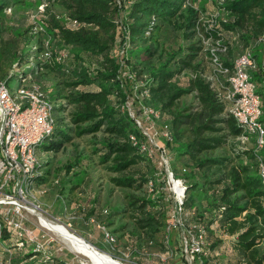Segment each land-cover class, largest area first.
I'll return each mask as SVG.
<instances>
[{
  "label": "trees",
  "instance_id": "obj_1",
  "mask_svg": "<svg viewBox=\"0 0 264 264\" xmlns=\"http://www.w3.org/2000/svg\"><path fill=\"white\" fill-rule=\"evenodd\" d=\"M59 1L69 13L71 20L79 25L77 29L66 28L54 15L50 16L49 24L55 31L53 35L72 51L68 53L65 62L42 60L46 39L38 40L35 44L36 49H31L30 57L25 61V48L20 54L18 39L6 37L9 29L3 17L9 9L20 6L23 0H0V82L8 83L15 75H20V72H14L15 66L24 70L25 66L29 67L30 72L27 74L32 75L36 82L40 79L37 73L44 68H53L65 77L62 84L69 90V93L63 96L67 104H63L61 108H57L49 96L54 105L55 127L46 140L48 144L44 146L45 149L41 150L40 147L46 141L39 147V158L41 152H59L63 149L64 143L71 140L70 133L82 137L104 131L110 138L104 143L107 150L101 155L100 161L110 162L111 166L108 169L120 174L112 178L116 186L133 190V193L127 194V206L118 207L112 212V220L105 210L103 213L107 214V217L101 225L107 224L106 226L109 227L116 219L120 223L114 227V232L124 230L127 224L121 222L118 214L131 212L130 217L136 222L131 235L132 238L137 239V250L142 249L141 242L144 239L162 245L166 220L165 213L157 210L161 203L157 200L161 198L156 189L157 168L150 165L148 156L141 152L138 145H133L130 139L131 135H136L139 140L143 139L134 120L127 111L121 113L114 104L115 96L120 97L123 103L127 96L119 75L121 65L110 54V50L102 45L101 36L104 34L113 44H119L123 49L131 45L126 49L127 60L132 55L138 57L144 53L150 58L158 53V64L151 62L147 67L149 80L145 91L152 98L151 102L155 110L160 111L161 114L163 112L170 114L166 125L171 132L172 140L166 141V145L169 150L171 147L173 150L176 148V159L183 163V167L177 170L172 160L171 171L175 177L185 180L184 209L192 214L191 221L202 222L206 229L208 228L206 218L210 216L212 223L214 221L220 223V228L226 235L236 236L235 239H227L228 243L224 242L231 248L227 253L228 260L235 257L238 264H247L251 257L255 264H263L264 253L260 254L258 246L264 239V185L259 175L256 154L251 150L248 153L249 162L246 164L236 163L235 158L227 154L214 155L217 150L228 147L232 138L240 136L241 129L237 126L236 120L227 115L224 102L211 88L210 82L203 77L204 60L199 58L203 48L200 40L191 43L186 51L177 50L165 56L166 50L157 39L156 32L163 23H179L177 27L185 30L186 38H191L200 25L198 10L191 6L188 0H123L122 4L117 0ZM220 7L227 11L231 20L221 22L224 30L241 29L249 21L251 30L243 34L242 38L246 43L251 39L257 42L264 31V0H224ZM121 12H124V19L117 22L116 19ZM118 29L122 31L117 37ZM28 31L27 28L25 37ZM208 33L221 40L219 30L213 29ZM49 34L52 35L51 32ZM29 40L27 39L28 42ZM218 45L226 46L225 55L210 50L203 52L211 61L216 56L221 67L231 74L238 55H235L229 43L222 44L219 41ZM73 57L78 63L71 67L68 62ZM254 57L256 58L255 55ZM258 66L259 73L252 72L251 77L257 78L264 87V63ZM184 71H191L192 74L188 72L186 85L182 86L176 80ZM137 72L142 74L144 70ZM90 85L97 86L98 90H76L79 86ZM42 88L46 92L43 86ZM191 93L194 94L197 105L178 110L177 102ZM58 95H62L61 90L58 91ZM69 105L73 107L70 125L65 124L63 117H55L57 110L63 113ZM262 111L264 123V99H262ZM258 155L264 161V149ZM144 161H147L151 169L142 172L140 178L124 175L131 169L140 173L141 168L136 167ZM41 166H43L42 161ZM72 167L67 165V172ZM47 179L43 174L38 178V183ZM150 182H153L155 187L152 194H135V191H141L143 186ZM244 213L243 220H239ZM98 223L100 225L101 222ZM19 240L22 239L6 229H3L0 235V245L3 247L10 243H18ZM206 240L208 242V236ZM208 244L207 249L217 251L213 249L218 247V242L213 244L208 242ZM19 254L11 259L12 263H19L23 261L22 258H32L35 255L26 253L19 260ZM28 264H36V260L32 259Z\"/></svg>",
  "mask_w": 264,
  "mask_h": 264
},
{
  "label": "rangeland",
  "instance_id": "obj_2",
  "mask_svg": "<svg viewBox=\"0 0 264 264\" xmlns=\"http://www.w3.org/2000/svg\"><path fill=\"white\" fill-rule=\"evenodd\" d=\"M118 1L121 4L124 2L123 0ZM188 1L191 6L198 10L200 25L191 38H186L184 33L185 30L177 27L179 23H163L156 32V35L160 44L163 45L166 50L165 56L177 50L186 51L191 43L200 40V44L203 48L199 58L204 60V76L209 77L214 74L215 69L211 59H209L203 51L209 49L216 50L219 48L218 42L220 41L222 44L229 43V46L235 51L236 56L246 50H251L256 56L258 64L262 65L264 63V45L256 44L255 39H251L249 43H246L242 38L243 34L251 30V23L249 21L246 22L245 27L235 31H226L223 29L221 22L231 21L227 11L220 7V4H222L224 0ZM51 15H54L64 27L72 28L73 24L69 13L59 0H23L20 6L9 9L3 14L5 24L9 29V33H7L6 37L18 39L20 44L19 53L21 54V51L25 48V61L30 57L31 49L35 48V44L38 40L42 39H50L53 43L51 47L57 52L66 51L70 54L71 50L65 47L57 36L53 35L55 31L49 24ZM123 19L124 12H121L116 20L120 22ZM27 28L29 31L25 37ZM213 29L219 30L221 40L209 35L208 32ZM121 31V29H118L116 34L117 37L121 35ZM50 32L52 35L49 34ZM27 39H30L29 42ZM101 42L102 45L110 50V54L117 60V63L121 65L119 75L122 79V85L127 99L123 103L120 97L115 96V106L120 109L121 113L127 111L132 119L135 118V120H140L142 122L144 131L142 134L145 135V133H147L146 135H150L156 144L163 142L160 131L168 122L170 114L168 112H163L160 119H148L144 114L146 108L154 107L151 102L152 98L146 96L145 86L149 80L147 67L151 62L158 64V53L150 58L144 53L140 54L138 57L132 55L128 58L129 60H127L128 54L126 49L131 47V45L123 49L119 44H113L104 34L101 36ZM224 48H226V46L222 47V49ZM223 54H226V50ZM56 55L57 53H55V57ZM55 57L53 58L54 62L57 61ZM77 63L78 61L74 57L68 62L71 67H74ZM25 65L26 62L24 66ZM142 69L144 73L139 74L137 71ZM29 72V68L25 66V73ZM188 72L189 71H184L178 75L176 81L179 85H186ZM189 73L192 74L191 71ZM37 74L40 77L37 81L46 89V92L51 97L55 106L61 108L63 104L66 105L67 101L63 99V96L67 95L69 90L62 84L65 77L53 68H44ZM252 81L257 85V93L264 99V87L260 86L257 78L252 79ZM8 87L13 91L19 88L18 75H15L8 82ZM59 90L62 91V95H58ZM76 90L97 91L98 88L97 86L90 85L79 86ZM196 105L197 100L194 94L191 93L183 96L177 102L176 108L178 110H184L185 108ZM72 111L73 107L69 105L63 113L57 110L55 112V117H63L65 124L70 125ZM70 135L71 140L64 143L63 149L59 152L44 151L40 153V158L43 162L41 169L46 178H48L47 181L36 184L37 191L35 193L38 195L37 200L42 211H37L35 213L24 212L25 222L23 227L26 229L27 233L23 238L21 237L23 242L19 240L18 243H10L9 245H5V247L0 245V264H28L32 259L36 260V264H92L88 258L74 251L60 235L42 227L39 221L41 217L49 222L55 223L54 225L59 224L66 227L72 234L83 238L100 252L123 264H178L180 261L182 264H187L183 251L184 232L179 228H174L169 234V243L166 242L163 233L162 245L153 244L150 240L147 239V242L144 239L141 242L142 249L138 251L136 248L137 239L132 238L133 236L131 235V231L136 227L135 220L130 217L131 212H127L123 215L118 214L119 218L122 220L121 222L127 224L124 230H120L117 233L114 232V227H117L120 223V221L117 222L116 219H114L112 225H108L109 227L105 224L106 231L112 235L114 234L117 240L115 245L111 246L109 244L105 236V231L99 227L100 225L98 222L102 224L105 220L104 218L107 217V214L103 213L105 210L110 214L109 216L111 219L112 212L118 207L127 206V194L133 193V190L116 186L112 182V178L120 174L111 172L108 169L111 166L110 162L101 163L100 161L101 155L107 150L104 143L110 138L104 131L94 135H84L82 137H76L74 133H70ZM47 144L48 141H46L40 149L44 150V146ZM229 144L228 147L217 150L214 155L227 154L235 158L236 163L246 164L249 162L248 153L254 150L252 145L249 144L244 146L237 141L236 138H232ZM175 150L176 148L174 150L172 147L170 148L169 157L171 161H174L178 170L183 167V163L176 159L177 153ZM158 160H160V155H157L156 158L148 159V161H151L150 165L156 168L158 166ZM67 165L73 166L69 172H67ZM139 167L141 168L140 173H136L135 169H131L124 173V175H134L136 178H140L142 172H148L151 169V167H148L147 161L140 162L136 168ZM155 176L157 180L156 189L159 191L158 195L161 196L160 199H157L161 202L157 210L165 213L166 224L164 228H166L172 221V211L174 210L175 200L173 198V193L169 190L167 177L161 174H155ZM42 190H45V193L41 194ZM135 194L148 195L152 194V192L148 184H145L143 189H141V191H135ZM203 209L204 205L202 206V210ZM244 215L245 213L239 220H243ZM211 220L212 218L210 216L206 218V224L208 226L206 229V237L208 236V242L212 244L218 242V247L213 250L222 251V257L228 259L226 253L227 245L224 243H228V241L224 238V230L220 228V223L217 221L212 223ZM121 231L123 233H121ZM13 234L16 235L14 232ZM37 244L43 247L42 251H36ZM258 249L260 254L264 253V239L258 246ZM170 251L172 253H170ZM17 253H20L18 255L19 260H21L22 256L26 253L35 255L32 256V258H22L23 261L19 263H12L11 259H14ZM136 253L138 255H136ZM160 256H162L163 259H161ZM148 257H150V259H147ZM229 261L230 263L232 262V264H238L235 257H232L231 260L229 258ZM197 264H199V262ZM247 264H255V261L251 260V257H249Z\"/></svg>",
  "mask_w": 264,
  "mask_h": 264
},
{
  "label": "built area",
  "instance_id": "obj_3",
  "mask_svg": "<svg viewBox=\"0 0 264 264\" xmlns=\"http://www.w3.org/2000/svg\"><path fill=\"white\" fill-rule=\"evenodd\" d=\"M118 1V0H117ZM119 3V1H118ZM72 28L79 25L71 20ZM256 44H264V31L257 39ZM51 41L46 40L42 60L53 61L56 55L58 62H65L68 52H57L51 47ZM209 49L211 52H225L226 48ZM36 48H32L35 50ZM214 74L203 77L210 82L211 88L226 107L228 116L236 120L241 134L236 138L242 145H252L258 161L259 175L264 185V161L260 155L264 149V123L262 122V99L257 93V85L252 81L251 73L259 70L258 62L251 50L239 54L234 61V70L230 74L223 69L215 56L212 59ZM29 68V67H27ZM14 72L18 76L19 88L16 91L8 87L7 81L0 82V234L3 229H9L18 237L27 233L23 227L25 222L24 212L35 213L42 211L35 193L38 178L43 176L41 160L38 156L39 147L51 136L55 127L54 105L49 95L41 84L34 81L33 76L25 73L24 69L17 66ZM220 77H225L222 80ZM146 96L149 97L147 91ZM144 114L148 119L161 118V112L154 108H146ZM135 120V118H133ZM141 133L143 124L135 120ZM142 134L139 140L136 135H131L133 145H138L141 152L148 158L160 155L156 173L167 177L169 190L175 200L172 211V221L164 228L166 242L169 243V234L173 229L184 232V256L187 264H230L228 259L222 257L221 251L207 249L206 226L202 222L191 221L192 214L184 209L186 199V186L183 178H177L171 171L170 151L166 141H171L172 136L165 124L160 135L163 142L155 143L150 135ZM253 137V139H252ZM247 149V148H246ZM153 182L148 184L151 192L155 187ZM177 184L179 191L174 189ZM45 190L41 191V194ZM105 231L109 244L115 245L116 238L106 231L105 226H99ZM225 239H235L236 236L224 235ZM42 246L37 244L36 251H42ZM231 251L227 247L226 253ZM170 253H172L170 251ZM217 255V256H216ZM163 259L162 256H160Z\"/></svg>",
  "mask_w": 264,
  "mask_h": 264
},
{
  "label": "bare ground",
  "instance_id": "obj_4",
  "mask_svg": "<svg viewBox=\"0 0 264 264\" xmlns=\"http://www.w3.org/2000/svg\"><path fill=\"white\" fill-rule=\"evenodd\" d=\"M174 189L177 191L180 190L177 184L174 185ZM39 221L42 227L60 235L74 251L79 253V255L81 254L88 258L92 264H123L100 252L98 249L87 243L83 238L72 234L66 227L59 224L54 225L55 223L49 222L43 217H41Z\"/></svg>",
  "mask_w": 264,
  "mask_h": 264
},
{
  "label": "crops",
  "instance_id": "obj_5",
  "mask_svg": "<svg viewBox=\"0 0 264 264\" xmlns=\"http://www.w3.org/2000/svg\"><path fill=\"white\" fill-rule=\"evenodd\" d=\"M256 74L259 73V71L255 72ZM260 86H263L262 84H260ZM178 264H182V262L180 261Z\"/></svg>",
  "mask_w": 264,
  "mask_h": 264
}]
</instances>
